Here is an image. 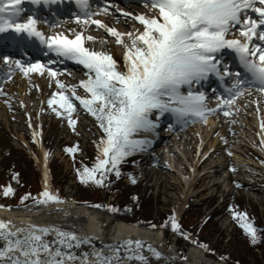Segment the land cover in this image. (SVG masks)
<instances>
[{"label": "snow or ice", "instance_id": "6c2138e0", "mask_svg": "<svg viewBox=\"0 0 264 264\" xmlns=\"http://www.w3.org/2000/svg\"><path fill=\"white\" fill-rule=\"evenodd\" d=\"M56 2L27 0L31 5ZM24 3L25 0H0V33H15L13 39L17 43H25V38L39 41L57 58L76 61L87 69L88 78L80 81L79 85L66 86L57 80L61 91L48 100L50 106L55 104L63 110L52 109L57 115H67L73 131H76L77 123L72 118L76 111L73 98L103 130L104 136L97 144L99 155L96 163L92 168L85 166L82 171L77 170L82 182L93 180L102 184L104 174L112 171L119 177V163L132 152L150 145L147 137L135 139L133 136L141 131L155 130L157 123L151 118L154 114L158 119L164 113H171L178 123L186 124L197 117L207 122V114L215 109L208 107V97L196 86H202L210 76H215L222 85L230 81L224 88L227 97H217V108L231 106L237 97L244 94L245 85H257L258 90L264 93V44L260 43L264 42V0H148L151 9L156 10L155 14L133 17L143 26V31L136 35L122 33L99 19H93L97 12L92 10L90 0H75L80 9L75 17L78 24L96 25L123 46L124 71L117 69V62L110 53L85 46L86 41L95 40L93 36L74 30L71 38L63 32L46 35L38 28L35 11L22 16L26 11ZM108 7L110 5H106L103 11L107 12ZM117 11L122 12L120 9ZM122 15L127 17L131 13L122 12ZM233 33L238 35L233 36ZM124 37L130 43H125ZM226 50L235 54L240 70L230 71V65L224 63ZM2 59L10 73L15 70V65L25 75L31 72L43 74L47 70L50 77L57 76V72L48 67L56 62L53 60L48 64H25L7 55ZM69 87L72 91L66 94ZM76 87H83L87 95H76ZM225 115L230 113L225 112ZM36 135L33 134L34 138ZM76 150L75 147L67 149L69 152ZM46 157L47 153L45 163ZM97 173H100V179H97ZM47 180L45 170L44 191L36 203L59 202V197L49 192ZM12 192L10 186L4 188L5 196ZM28 198L29 194L22 197ZM111 210L117 211L116 208ZM233 215L246 220L245 213ZM169 222L173 230L190 238L188 233L181 231L175 213L165 226ZM10 223L0 220V264H73L77 257L70 250L92 241L91 237H79L75 233L35 224L12 230ZM242 227L252 243H256L259 238L256 228L248 222ZM51 232H55V237L49 240L47 237ZM192 243L197 241L192 240ZM106 247L112 249V255L94 250L84 253L80 264H123L124 260L151 264L144 254V242L141 240L128 239L119 245ZM200 247L209 250L206 244H200ZM122 251L124 256H121ZM147 251L157 262L164 259L163 253L150 244ZM89 255L95 259L89 261Z\"/></svg>", "mask_w": 264, "mask_h": 264}, {"label": "rangeland", "instance_id": "374dc122", "mask_svg": "<svg viewBox=\"0 0 264 264\" xmlns=\"http://www.w3.org/2000/svg\"><path fill=\"white\" fill-rule=\"evenodd\" d=\"M148 16H151L149 12ZM133 27L131 28L133 29ZM96 36L99 38L94 41L95 44H91L92 48L97 51L113 54V49L117 47L106 45L105 37L102 34H97ZM118 50L120 51V58L117 57L118 59L115 60L117 62V69L124 71V59L121 54L123 50L120 48ZM39 77L42 78L43 75H39ZM64 80L71 81L69 78H64ZM33 81L31 80V82ZM12 86L14 88L11 87L10 89L13 92V97H8L11 100V105L7 106L5 101L0 100V192L2 186L7 183L13 184V192L8 195L10 197H1L0 195L2 203L8 206H12L14 203L20 204L18 209H21L24 203H26L24 205L27 207H24L27 209L44 207L45 203H36V197L33 199L32 197L39 190L37 178L40 175L41 177L44 175L45 153H47L46 160L50 161L55 174V182L58 184L55 186V191L53 189L49 190V192L62 200L78 198L81 201L98 202L102 199V202H98V204L102 203L100 207L94 209L96 212L103 214L107 221H114V219L122 217L128 221L147 225L148 222L144 220H149L154 215L162 216L163 218V215H170L174 209L177 213L184 209L186 200L182 198L184 191V184L182 182L180 183L178 193L169 191L168 194H173L174 196L170 197L165 193L163 186L162 188L158 187L155 179H152L150 183L146 178H143L144 174L142 171L137 172L133 170L126 176V182L121 180L120 187L123 190L124 184L126 191L119 190L116 197H107L108 193L112 190L110 189V185L108 188L105 186L104 181L102 184H96L93 180H89L86 183L82 182L77 170L82 171L85 166L91 168L96 163L99 155L97 144L100 142L101 137L104 136L103 130L99 127L96 119L89 113L80 115L81 118L73 116L72 118L77 121L76 131H73L72 127L68 124V119L65 117L67 115H57L52 110L55 106L48 104V100L52 98V95L58 92L55 82L50 84L43 82L42 90L41 87L30 84L31 89L25 95L23 101H20L18 97L16 82ZM71 91L72 89H70V93ZM75 92L76 94H82L81 90L75 89ZM46 93L48 96H45ZM42 97L44 99L42 101L46 104L45 109L39 106ZM57 109L63 111L59 108ZM29 111H31L30 119L26 115ZM34 133L37 134L35 138L33 136ZM187 135L191 138V134ZM43 140L48 152L42 148ZM65 145L69 146V148L75 147L78 150L68 154L63 148ZM193 150L192 146V149L187 151L190 157L194 153ZM246 159L250 160V157L246 156ZM246 159L245 161H248ZM259 162L261 164L264 163L263 160ZM259 162L257 163L260 164ZM136 165L139 167L140 164L136 163ZM239 166L245 167V164H239ZM247 170H252V168ZM255 171L258 174L247 171H242L241 173L245 177H251L254 180L255 186L258 189L256 193L260 191V193L264 194L263 169H255ZM111 174H113L112 179L115 181H112V183L118 184L117 177L114 176L116 175L115 172H111ZM68 175L72 180H66ZM99 177L100 175L97 174V179H100ZM104 177L107 178L106 173ZM133 178L135 179V183H133ZM241 182H238L240 184L233 183L235 191L233 196H230L226 201V214L232 218V223L226 214H224L225 218L223 219H220L219 216L211 218V213L216 214L217 199L203 201L201 198H205L208 194V191H205L196 200L188 203L191 207L187 208L188 204L185 206L189 210L186 211V214L182 218L184 223L180 225L181 231L188 233L189 231L187 230L192 229L194 233L193 240H196V237L202 238L203 243L210 245H207L209 250H205L204 248L203 250L206 251L207 255L212 254L218 260L224 257L225 261H231L232 264H242L241 261H238L242 258L246 264H264V249L256 250L255 248H251L255 244H261L262 239L259 232L257 233L259 238L256 243H252L248 237L243 238L239 236V232L243 231L240 225L245 222H253L255 225L264 224V216H262L264 214V196H259V200L256 202L250 201L248 198L250 191L240 186ZM199 186L195 192L205 187L202 183ZM26 194H29V198L22 199ZM172 198L173 200H170ZM104 204L106 206L102 207ZM86 205L90 206V203ZM111 208H116L117 211L113 212ZM236 212L245 213L246 220L234 216L233 213ZM177 213L175 214L176 218L178 216ZM50 215L43 214L40 216V219L51 217L55 220L58 219L57 214ZM163 220L167 221L166 219ZM108 228L110 229V226ZM108 228V237H110L113 233ZM177 240H184L186 244L179 243ZM166 241L167 245H163V242L157 241L160 242L159 249L163 253H172L175 258H178L181 250L187 253L188 246L194 244L192 240L185 238L180 232L175 230L173 235L166 236ZM213 247L217 249L214 250ZM175 248L177 251H175ZM186 253L182 254V256L186 257ZM179 260L183 259L179 258Z\"/></svg>", "mask_w": 264, "mask_h": 264}, {"label": "bare ground", "instance_id": "6f19581e", "mask_svg": "<svg viewBox=\"0 0 264 264\" xmlns=\"http://www.w3.org/2000/svg\"><path fill=\"white\" fill-rule=\"evenodd\" d=\"M127 22V23H126ZM128 18H122V20H112L111 23L105 24L108 27H115L118 31L122 33H132L135 34V30L131 31V28L128 27ZM138 27V26H135ZM100 33H104L106 43L109 44L111 47H117L116 49H113L115 52H119V47L122 48L121 45H118L114 42L112 36L108 34L104 29L99 28L98 29ZM46 78H49V75L46 74ZM17 82H20L21 85H18V96L21 100H24L25 93L29 92V87H27L28 82L23 77H17ZM44 78H36V82H38L39 85L43 83ZM11 84L7 85V88H9ZM10 94V92H9ZM247 98H250L253 104V107L255 109L248 110L246 109V104L244 103L245 100L241 101V103L238 105L241 110L240 113L243 114V117L239 115L238 111H235L233 113L232 117H229L228 120L230 121L227 124V127L223 126V128L218 129L221 131L217 135L211 136V131L214 130L215 121L208 119L207 123H205L204 127L202 128V131L199 133L198 137L197 135H193V139L191 141L187 140L184 141V149L188 145L189 148L192 149L191 142H194V146L199 144L200 150L205 148L206 145H210L209 151L206 152V156L204 159L196 164L198 166H204L205 169L202 173L200 183L204 185V190L201 192H205L207 189H215L218 184L222 181V175L220 174L222 171V166L228 165L232 162L231 165L234 166V169L238 172L247 171L246 169H251L248 165H255L254 161L252 162V159L245 161L243 157H241L238 154H234V157L230 160L233 161H227V158L223 160L221 156H224V145H221L220 143L222 138L226 135L228 131V127H231L234 131H238L239 138H235L234 141H237L241 147H251L255 146L257 143L260 144L262 142L264 146V127H262V124H264V118L262 115L264 114V97L260 93H252L251 95H248ZM249 101V100H248ZM245 105H242V104ZM78 108V111H83V107L80 106L78 103L75 104ZM257 106V107H255ZM245 108V109H244ZM261 108V109H259ZM86 111V110H85ZM29 116H31V112L29 113ZM246 121V125L244 126L242 122ZM226 123V122H224ZM236 125L243 126L242 130L236 129ZM258 129L259 132L252 133V130ZM217 130V131H218ZM257 131V130H256ZM263 131V132H262ZM230 133V132H229ZM230 135V134H228ZM260 141V142H259ZM236 147V146H235ZM206 149V150H207ZM214 149V150H212ZM211 150V151H210ZM260 159L264 161V148L260 150ZM219 155V159L214 160V163H210V160H212L214 157ZM239 160L240 162L236 163L235 160ZM251 161V162H250ZM234 162V163H233ZM206 166V164H208ZM239 164H245V167H241ZM257 163V162H255ZM256 166V165H255ZM143 170V176L147 179L148 182H152V179H155L157 182L158 187L162 188V186L165 188V193H169V191H175L178 193V189L180 186L181 176L177 175L176 172L171 168L170 166H167L162 160H148L146 163H144L142 166ZM196 168V167H195ZM194 171V170H193ZM195 174V171H194ZM240 175H236L235 180L238 181L241 180ZM224 179L223 181H225ZM243 185L247 187V189L250 191L248 193V198L250 201L256 202L259 200V196H264L263 193H260V191L256 188L255 185L246 183V181L242 178ZM190 182L187 183V186H184V191L182 194V198L186 196L187 191L190 190L191 186ZM171 194V192H170ZM170 197H174L173 194L167 195ZM184 199V198H183ZM170 200H173L170 199ZM89 205H83L77 200H72V203H66V204H60L56 202H49L45 204L44 210L41 211V209H27L23 208L17 209L11 206H8L7 204L1 203L0 204V220L4 221H10L9 227L12 230H15L17 228H26L30 224H35L42 227H50L59 229L64 232H75V234L79 237H91L92 241L91 243H84L80 247H74L70 251L77 257V259L73 262V264H80V260L84 259V253H91L94 250L95 251H101L105 255H112V249L109 247H106L108 245H119L120 242L128 239L132 240H141L144 242V254L149 257L151 264H227L224 261H216L210 258H207V255L205 254L204 250L200 248L199 246L192 245L188 249V255L186 256V259L179 260L177 257L175 258L172 253H163L164 259L157 262L154 257H152L151 253L147 251V245H152L153 248L159 249V245L157 242L158 237L161 236V232H156L154 230H151L148 226L144 224H137V223H130L127 222L124 219L116 218L113 222H116L115 225H111V228L113 229L112 235L110 237L105 236L104 233L101 232L100 223L98 220L105 219L104 215L100 212H89L87 211ZM43 214H51L56 215L58 219L54 218H43L40 219V216ZM110 222V221H109ZM84 223H88L87 227H82ZM110 225V223H109ZM55 237V232H51L47 239L52 240ZM125 253L122 251L121 256H124ZM89 261H93L95 257L89 255L87 257ZM123 264H138L137 261H129L124 260Z\"/></svg>", "mask_w": 264, "mask_h": 264}, {"label": "trees", "instance_id": "16d2710c", "mask_svg": "<svg viewBox=\"0 0 264 264\" xmlns=\"http://www.w3.org/2000/svg\"><path fill=\"white\" fill-rule=\"evenodd\" d=\"M119 186H120V183L119 184H115L114 186H113V188H112V190H114V191H116L115 192V194H117V192H119ZM100 199H101V197H100ZM163 217H166V215H163ZM151 220H153L154 222H156L157 224H159V225H163L164 224V220H162V218L161 217H159V216H152L151 217ZM169 225V224H168ZM259 248H263L264 249V245L262 246H259ZM242 259V258H241ZM242 263L243 264H246L245 263V260L244 259H242ZM263 264V263H262Z\"/></svg>", "mask_w": 264, "mask_h": 264}]
</instances>
